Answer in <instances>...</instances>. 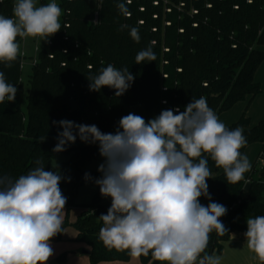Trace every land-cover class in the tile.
Listing matches in <instances>:
<instances>
[{
	"label": "trees",
	"instance_id": "obj_1",
	"mask_svg": "<svg viewBox=\"0 0 264 264\" xmlns=\"http://www.w3.org/2000/svg\"><path fill=\"white\" fill-rule=\"evenodd\" d=\"M14 3L0 0V14L12 17ZM119 3L127 0H58L61 30L43 41L36 63L26 72L21 55L10 68L0 63L7 82L17 88L14 102L0 104V176L15 180L27 175L38 159L46 171H57L54 161L66 155L59 169V187L67 198L63 229L76 228L75 240L88 245L91 264L131 257L127 250L106 247L99 238L103 226L99 217L111 206L102 203L95 184L102 174L88 169L93 159L102 157L99 144L85 143L77 135L65 151L53 152L63 131L53 122L96 125L102 133L115 134L120 119L129 113L149 121L163 110L183 112L192 99L204 97L218 116L264 93L255 80L264 61V0H132L127 4L128 18L119 12ZM131 27L139 29V43L131 38ZM148 47L156 60L137 64L136 55ZM109 64L127 67L135 77L120 97L106 86L98 92L89 88L87 77ZM237 127L247 140L242 155L248 145L264 143V119L251 126L245 111L228 126ZM208 167L211 201L202 196L199 202L204 206L216 202L227 209L220 218L226 233L220 236L213 231L205 250L214 255L222 253L233 232L247 230L248 218L264 216V169L259 178L253 177L257 161L244 181L228 184L210 157ZM86 183L95 184L96 193L70 223L69 212L77 206L78 191ZM140 258L143 263L154 260L151 252Z\"/></svg>",
	"mask_w": 264,
	"mask_h": 264
},
{
	"label": "clouds",
	"instance_id": "obj_2",
	"mask_svg": "<svg viewBox=\"0 0 264 264\" xmlns=\"http://www.w3.org/2000/svg\"><path fill=\"white\" fill-rule=\"evenodd\" d=\"M131 2L117 4L126 18ZM61 15L55 0L40 6L36 0H15L12 17L0 15V63L10 68L17 60L18 37L48 41L61 30ZM130 36L140 42L138 28L131 27ZM135 60L152 62L156 55L148 47ZM87 79L91 91L106 86L120 97L135 77L127 67L109 64ZM16 93L0 71V104L14 102ZM53 123L63 129L53 152L65 151L78 135L85 143H98L105 158L95 184L112 201L107 214L99 217V238L106 247L127 250L133 259L151 252L160 264H220L218 256L205 250L213 231L226 233L220 218L227 209L216 202L204 206L199 198L211 201L209 157L228 184L245 180L252 165L240 151L247 144L242 128L229 129L204 97L192 99L183 112L163 110L149 121L129 113L120 119L115 134L68 120ZM36 164L18 179L0 176V264H46L53 255L52 238L64 232L67 198L59 187L62 176L46 171L39 159ZM244 235L248 248L264 264V216L248 218Z\"/></svg>",
	"mask_w": 264,
	"mask_h": 264
},
{
	"label": "crops",
	"instance_id": "obj_3",
	"mask_svg": "<svg viewBox=\"0 0 264 264\" xmlns=\"http://www.w3.org/2000/svg\"><path fill=\"white\" fill-rule=\"evenodd\" d=\"M37 2L39 6V0ZM262 48L264 49V47ZM255 80L260 83L262 89L264 90V61L256 70ZM245 111L250 119L251 126L256 125L259 121L264 119V93L256 95L252 100L247 99L245 101L238 102L230 110L218 115V118L228 127L232 123L238 121ZM260 154L264 155V143L256 142L247 146L246 156L248 157L252 167L258 161ZM257 169L258 171L253 174L254 178H259L262 171V169L258 167ZM250 171L245 173V178L248 176ZM221 172H223L222 169ZM79 215H77V218ZM63 217H65V210ZM76 220H69V222L73 223ZM246 231L247 230L235 231L231 234L230 239L224 242L222 253L217 254L220 258V264H261L256 254L247 246L244 235ZM77 233V230H73L71 232H66V230H64L61 238H52L51 247L53 249V255L46 262V264H91L88 253L89 247L87 244L75 240ZM84 247L87 248L88 251L82 252V248ZM62 254H65L63 261L59 260V257ZM151 262L143 263L140 257L136 259L131 257L128 261L114 260L104 261L98 264H151Z\"/></svg>",
	"mask_w": 264,
	"mask_h": 264
},
{
	"label": "rangeland",
	"instance_id": "obj_4",
	"mask_svg": "<svg viewBox=\"0 0 264 264\" xmlns=\"http://www.w3.org/2000/svg\"><path fill=\"white\" fill-rule=\"evenodd\" d=\"M37 1L38 0H36V2ZM49 2H51V0H49ZM37 6H38V2H37ZM60 20H61V17H60ZM19 45H20V54L22 51L26 53V57H24L23 59V63L25 66L24 71L26 72L27 69H29L30 65L32 64L33 60L36 59L37 57L38 51H36V48L41 47L43 45V41H41L40 38L38 37L37 38L28 37V38L21 39ZM23 80L26 83L27 79H26V76L24 75H23ZM67 158L68 157L66 155L61 154L54 161V165L57 171H59L61 163L67 160ZM103 163H105V158L97 157L88 164V169L94 172H98L99 174H102L101 172L98 171V168ZM95 193H96V185L93 183H86L80 187L77 197H76L77 206L73 207L69 212L68 219L70 221L76 220L77 215H79L83 209L82 206L91 203L94 198ZM111 202H112L111 197H104V196L102 197L103 204L111 205ZM64 230H66V232H71L73 230L76 231V229L72 225L65 226ZM84 251H88V249L85 247L82 248V252ZM214 255L217 256V254H214ZM154 261L155 260H153L151 264H153Z\"/></svg>",
	"mask_w": 264,
	"mask_h": 264
},
{
	"label": "built area",
	"instance_id": "obj_5",
	"mask_svg": "<svg viewBox=\"0 0 264 264\" xmlns=\"http://www.w3.org/2000/svg\"><path fill=\"white\" fill-rule=\"evenodd\" d=\"M45 1L48 3V0H39V6L40 5H44L43 3ZM55 2L58 4V0H55ZM39 49H40V47L36 48V51H39ZM20 55H21V58H22L21 67H22V69H24L25 66H24V63H23V59H24V57H26V53L24 51H22ZM35 63H36V59L33 60L31 65H33ZM258 168L264 169V155L263 154L258 158Z\"/></svg>",
	"mask_w": 264,
	"mask_h": 264
},
{
	"label": "water",
	"instance_id": "obj_6",
	"mask_svg": "<svg viewBox=\"0 0 264 264\" xmlns=\"http://www.w3.org/2000/svg\"><path fill=\"white\" fill-rule=\"evenodd\" d=\"M158 263H159V261H156V260L153 262V264H158Z\"/></svg>",
	"mask_w": 264,
	"mask_h": 264
}]
</instances>
